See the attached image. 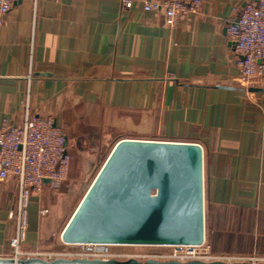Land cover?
I'll use <instances>...</instances> for the list:
<instances>
[{
  "label": "crops",
  "instance_id": "0c3cea01",
  "mask_svg": "<svg viewBox=\"0 0 264 264\" xmlns=\"http://www.w3.org/2000/svg\"><path fill=\"white\" fill-rule=\"evenodd\" d=\"M250 1L202 0L198 12L169 27L162 10L146 11L138 0L130 7L123 0H14L0 24V131L22 124L27 110L51 116L69 151L72 120H92L97 110L151 129L148 139L197 142L205 236L209 227L236 246L250 223L242 214H264V91L251 89L264 87V76L240 82L227 35ZM17 192L16 178L0 179V264L15 234ZM75 209L68 193L45 183L32 193L22 248L62 233ZM256 243L254 253L264 251Z\"/></svg>",
  "mask_w": 264,
  "mask_h": 264
},
{
  "label": "water",
  "instance_id": "95a60500",
  "mask_svg": "<svg viewBox=\"0 0 264 264\" xmlns=\"http://www.w3.org/2000/svg\"><path fill=\"white\" fill-rule=\"evenodd\" d=\"M264 91V87H252ZM67 142V140H66ZM47 182V180H46ZM66 243L199 244L205 239L203 148L197 142L121 139L61 233ZM2 262H9L2 260ZM41 264H247L31 257Z\"/></svg>",
  "mask_w": 264,
  "mask_h": 264
},
{
  "label": "built area",
  "instance_id": "2783aa9c",
  "mask_svg": "<svg viewBox=\"0 0 264 264\" xmlns=\"http://www.w3.org/2000/svg\"><path fill=\"white\" fill-rule=\"evenodd\" d=\"M14 0H0V24L2 17L12 7ZM126 7L134 0H123ZM146 11L162 10L169 27L177 25L181 15L198 12L202 0H138ZM227 35L235 43L237 65L241 69L240 82L254 84L264 76V0L247 2L233 21L227 24ZM70 153L66 136L51 116L31 115L27 110L22 124H5L0 131V179L14 177L18 181L16 206L11 212L15 220V234L10 239L11 249L1 257L5 264H18L21 258L37 257L52 261L57 257L138 258L145 260H177L187 262H244L264 264V254H244L214 251L204 239L199 244H161L159 253L124 254L109 248L113 243H66V249L22 248L29 227V205L33 192L40 193L45 185L58 188L67 177ZM47 180V182H46ZM43 212H46L43 210Z\"/></svg>",
  "mask_w": 264,
  "mask_h": 264
},
{
  "label": "rangeland",
  "instance_id": "374dc122",
  "mask_svg": "<svg viewBox=\"0 0 264 264\" xmlns=\"http://www.w3.org/2000/svg\"><path fill=\"white\" fill-rule=\"evenodd\" d=\"M93 114L95 116L92 120L85 119L80 124L77 120H72L71 128L69 127L68 130L71 138V143L69 144L70 168L67 177L56 190H61L63 194L68 193L72 211L80 204L119 140L125 138L155 140L148 139L153 135L151 129L134 128L124 125L122 121L118 123L119 113L111 111L97 112L96 110ZM242 216L246 221L249 220L250 223H245L247 226L244 225L239 229L240 234L236 246L233 244L235 240L226 235L223 236L225 233L222 232L221 234L216 231L213 234L209 227L207 228L205 236L207 240H205L214 251L230 252V249H233L237 253L253 254L252 243L254 241L257 242L258 250L259 247L264 250V214L245 212ZM252 220L256 221L253 227ZM37 248L64 250L66 249V244L61 238V232L58 231L54 237L47 239L42 247ZM109 248L124 254L159 253L163 250L160 245L138 244H117L111 245ZM256 253L264 254V251Z\"/></svg>",
  "mask_w": 264,
  "mask_h": 264
}]
</instances>
